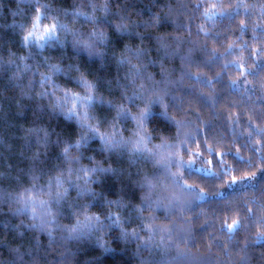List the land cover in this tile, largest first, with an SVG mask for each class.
I'll use <instances>...</instances> for the list:
<instances>
[{"label": "clouds", "instance_id": "9594fccd", "mask_svg": "<svg viewBox=\"0 0 264 264\" xmlns=\"http://www.w3.org/2000/svg\"><path fill=\"white\" fill-rule=\"evenodd\" d=\"M0 264H264V0H0Z\"/></svg>", "mask_w": 264, "mask_h": 264}]
</instances>
